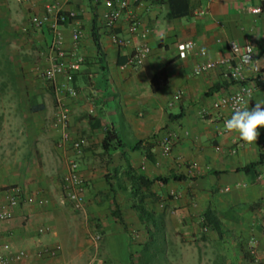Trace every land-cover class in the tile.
I'll return each instance as SVG.
<instances>
[{
  "label": "crops",
  "instance_id": "0c3cea01",
  "mask_svg": "<svg viewBox=\"0 0 264 264\" xmlns=\"http://www.w3.org/2000/svg\"><path fill=\"white\" fill-rule=\"evenodd\" d=\"M104 1H25L31 15L42 14L44 5L53 2L62 3L64 12L76 14L63 22L60 30L64 50L83 57L73 82L77 96L67 97L66 101L71 135L83 141L78 160L87 181V206L101 217L97 206L108 190L117 191V180L111 175L123 174L120 182L127 184V166L131 174L149 179L172 173L183 175L184 179L164 183L157 179L148 190L140 187L143 203L156 219V230H166L169 215L175 230H204L221 242L242 246L243 251H247L248 241L253 238L260 264H264V180L256 178L264 172V147L257 141H242L235 132L222 131L221 114L211 108V102L235 88L223 76V67L200 75L192 73L193 64L202 59L228 56L230 41L241 47L252 46L264 67L263 0H128L129 13L140 25L132 44L124 48L112 42L103 24ZM254 7L260 8V13H252ZM76 25L82 28L83 35L74 45L71 31ZM126 27L127 20L122 16L113 31L126 35ZM37 30L48 42V27ZM187 41L205 49V57L182 58L181 46ZM142 43L149 46L143 63L122 67L127 56ZM178 91L180 97H176ZM261 101V93L256 90L249 104L255 106ZM29 109L28 118L24 113L25 117L19 118L17 111L11 126L6 131L2 128L5 135L0 136V205L4 191L14 184L23 186L27 193L46 197L48 202L44 206L21 204L14 209L13 222L0 220V244L9 243L14 250L30 254L12 264L57 263L59 254L54 258L37 254L43 247L56 245L55 241L64 234L53 200L57 183L46 176L47 169L35 164L36 158L48 154L38 150L37 133L43 122L32 107ZM202 110L206 112L202 114ZM108 129L120 143L117 146L113 142L105 150L102 141ZM54 131L55 148L61 153L58 131ZM168 131L174 132L175 139L171 152L164 154L159 141ZM258 131V138H264V127ZM137 142L140 143L136 145ZM64 171L63 166L62 175ZM50 188L52 195L48 198ZM134 203V199L128 200V214L140 222L138 212L131 207ZM208 211L211 220L218 221L220 233L208 222ZM24 218L27 222L22 223ZM108 220L109 226L104 228L108 259L114 248L115 261L128 264V231L114 219ZM42 225L51 231L38 234L37 228ZM148 232L146 229L147 235ZM236 251L240 253L241 249Z\"/></svg>",
  "mask_w": 264,
  "mask_h": 264
},
{
  "label": "rangeland",
  "instance_id": "374dc122",
  "mask_svg": "<svg viewBox=\"0 0 264 264\" xmlns=\"http://www.w3.org/2000/svg\"><path fill=\"white\" fill-rule=\"evenodd\" d=\"M25 1L0 0V136L17 119V111L19 118L25 117L23 113L28 118L31 112L29 107L34 110L33 107L41 106L34 110L43 122L37 133L38 150H45L48 154L44 158H36L35 164L47 169L49 173L46 176L57 183V187H53L56 194L53 200L64 234L58 235L60 238L55 241L60 246L57 264H97V261L100 264H119L115 261L117 252L114 248L108 259L104 237V228L109 226L108 219H114L128 231V264H260L256 248V252L251 254L248 244L247 251H243L242 246H233L227 240L221 242L204 230L180 232L171 227L169 215L166 230L157 231L152 224L149 225L150 232L159 243H163V249L153 256L151 249L143 248L149 238L145 233L146 227H141V221L130 219L128 214V200L138 202L141 195L128 190V179L127 184L120 182L123 174L111 175V179L117 180V191L108 190L102 203L97 206L101 210V217L95 215L86 202L85 211L82 212L64 199L61 176L65 164L62 154L55 148L56 134L50 126L54 95L41 75L49 62L51 34L47 32L49 41L46 42L45 35L32 26V15ZM51 193L50 188L48 198ZM119 211L124 224L116 214ZM238 249H241L240 253L236 251Z\"/></svg>",
  "mask_w": 264,
  "mask_h": 264
},
{
  "label": "built area",
  "instance_id": "2783aa9c",
  "mask_svg": "<svg viewBox=\"0 0 264 264\" xmlns=\"http://www.w3.org/2000/svg\"><path fill=\"white\" fill-rule=\"evenodd\" d=\"M69 0H62L63 3ZM105 10L102 13L104 26L110 31L112 42L120 48L127 47L132 44L134 37L138 35L139 21L129 13L128 0H105ZM252 13H260L258 7L251 8ZM76 14L72 11L66 13L62 9V3L53 2L44 5L42 14H34L31 16V24L36 29L47 26L51 41L48 48V66L42 72V77L46 80L54 95V112L51 118L50 126L58 131L57 146L62 154L65 171L61 177L63 197L66 201L78 211H85V192L87 189V181L83 177L79 168L78 157L82 151L83 141L79 138H73L69 130V107L66 101L67 97L74 98L77 96V90L73 84L74 74L80 69L83 63V57L74 52H67L63 48V35L60 30V25L68 18H74ZM122 16L127 20L126 35L115 33L113 29L118 24ZM83 35L82 28L76 25L72 28L71 39L76 45ZM195 45L192 53L188 56L205 57L201 53V49L194 41ZM186 43V42H185ZM247 46L241 47L237 42L230 41L228 48L230 54L228 56L219 57L217 59H202L192 66V73L200 75L213 70L217 67H223V76L235 88L231 91L215 97L211 102V108L221 114V129H224V122L230 118L233 108V102L236 98H241L243 101H248V108L254 106L249 102L256 90L261 93L262 101L264 102V67H262L257 59L256 54H250L251 61L244 62L241 54L246 51ZM252 47V46H251ZM254 51V50H253ZM149 53V46L142 43L135 47L132 54L127 56L122 67L141 65ZM182 55V50H181ZM187 56V57H188ZM251 93L249 98L248 93ZM181 92L176 93V97H180ZM241 106H244L241 104ZM206 111L202 110V114ZM222 112H225L223 114ZM175 139L174 132H166L160 139L159 145L162 153L168 154L171 152L172 144ZM261 147H264V138L256 140ZM256 178L264 180V172L258 173ZM3 203L0 205V220H6L13 216L14 209L21 204L44 206L48 202L46 197L38 196L35 193H27L26 189L18 184L11 185L6 188L3 195ZM264 211V206H263ZM51 231L47 225H42L37 228L38 234H46ZM97 238L99 236H96ZM248 247L251 254L255 253V240L250 238ZM60 252L58 244L53 247H43L37 253L45 255L48 258L56 257ZM30 254L24 250H14L9 243L0 244V264H12L19 262ZM46 264H57L49 262Z\"/></svg>",
  "mask_w": 264,
  "mask_h": 264
},
{
  "label": "trees",
  "instance_id": "16d2710c",
  "mask_svg": "<svg viewBox=\"0 0 264 264\" xmlns=\"http://www.w3.org/2000/svg\"><path fill=\"white\" fill-rule=\"evenodd\" d=\"M262 9L264 10V0L262 1ZM68 20V19H66ZM65 20V21H66ZM64 21V22H65ZM63 23V22H62ZM74 78H75V74H74ZM74 78H73V82H74ZM50 86V84H49ZM51 88V86H50ZM52 90V88H51ZM113 142L116 143V145L118 146L119 145V140L118 138L116 137V134L114 132H112L111 130H106L105 131V137L102 141V146L105 150H108L110 147H112L113 145ZM140 142H137L136 145H138ZM116 147L114 146L113 149H115ZM128 170L125 172L126 175H127V179L131 182L132 184V189H133V193L136 194L138 192L141 191V186H144L147 190L150 188L151 184L157 180V179H160V181H162L163 183L164 182H167V180L169 179H177V180H180V179H184L185 176L183 175H178V174H170L168 176H162L160 178H153V179H149V178H146L144 177L143 175L141 174H131L130 173V170L131 168L129 166H127ZM132 208H134L137 212H138V215H139V218L142 222L145 223L146 225V229H148V233H149V238H148V242L143 246V248H149L153 251V256H155L158 252H160L162 249H163V243H159L157 241V239L154 237V234L150 232L149 230V225L152 224L154 227H157V223H156V219L154 218L153 214L151 211L148 210V208L144 205L143 203V198H139V201L134 203L133 205H131ZM116 214L118 215V219L119 221L124 224V220L122 218V215L119 212H116ZM206 218H208V222L209 223H212L214 228H216V230L218 231V233H220V230H219V223L217 220L213 219L211 220V215H210V212L208 211L206 213ZM13 216L9 219H6V220H1L2 222H10L11 221L13 222ZM24 222H27V219H23L22 220V223ZM207 222V220L204 221V223ZM152 256V258H153Z\"/></svg>",
  "mask_w": 264,
  "mask_h": 264
},
{
  "label": "clouds",
  "instance_id": "9594fccd",
  "mask_svg": "<svg viewBox=\"0 0 264 264\" xmlns=\"http://www.w3.org/2000/svg\"><path fill=\"white\" fill-rule=\"evenodd\" d=\"M182 58H186L190 55L195 48V45L191 42H186L182 46ZM205 49H201V53L204 54ZM253 47L248 46L246 51L241 54L244 62L251 61L250 54L253 53ZM249 98L251 93H248ZM243 104L244 106H241ZM264 127V102H257L251 109L248 108V101L245 102L241 98H236L233 102V108L230 118L224 122V129L227 132H235L239 138L248 143H255L260 135L258 129Z\"/></svg>",
  "mask_w": 264,
  "mask_h": 264
}]
</instances>
